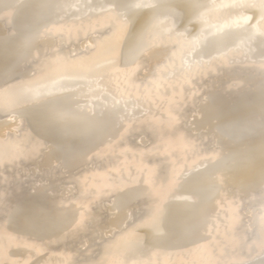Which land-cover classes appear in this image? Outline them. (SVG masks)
<instances>
[{
	"label": "bare ground",
	"instance_id": "obj_1",
	"mask_svg": "<svg viewBox=\"0 0 264 264\" xmlns=\"http://www.w3.org/2000/svg\"><path fill=\"white\" fill-rule=\"evenodd\" d=\"M0 264H264V0H0Z\"/></svg>",
	"mask_w": 264,
	"mask_h": 264
},
{
	"label": "snow or ice",
	"instance_id": "obj_2",
	"mask_svg": "<svg viewBox=\"0 0 264 264\" xmlns=\"http://www.w3.org/2000/svg\"><path fill=\"white\" fill-rule=\"evenodd\" d=\"M152 3H135L134 7L136 9H139L141 7H152ZM119 26L122 30H124L127 26H128V19L125 17L124 19L120 20L119 22ZM31 92V94L35 97V96H40V95H51L52 91H46V92H41L39 90H29Z\"/></svg>",
	"mask_w": 264,
	"mask_h": 264
}]
</instances>
